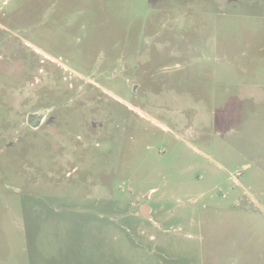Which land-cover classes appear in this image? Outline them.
<instances>
[{
	"label": "rangeland",
	"instance_id": "obj_1",
	"mask_svg": "<svg viewBox=\"0 0 264 264\" xmlns=\"http://www.w3.org/2000/svg\"><path fill=\"white\" fill-rule=\"evenodd\" d=\"M0 264H264V0H0Z\"/></svg>",
	"mask_w": 264,
	"mask_h": 264
},
{
	"label": "water",
	"instance_id": "obj_2",
	"mask_svg": "<svg viewBox=\"0 0 264 264\" xmlns=\"http://www.w3.org/2000/svg\"><path fill=\"white\" fill-rule=\"evenodd\" d=\"M149 210H150L149 207L146 206V205H144V206L140 209V213H141V215H142L143 217H148V216H149V214H148Z\"/></svg>",
	"mask_w": 264,
	"mask_h": 264
},
{
	"label": "built area",
	"instance_id": "obj_3",
	"mask_svg": "<svg viewBox=\"0 0 264 264\" xmlns=\"http://www.w3.org/2000/svg\"><path fill=\"white\" fill-rule=\"evenodd\" d=\"M238 175H239V173H238Z\"/></svg>",
	"mask_w": 264,
	"mask_h": 264
}]
</instances>
